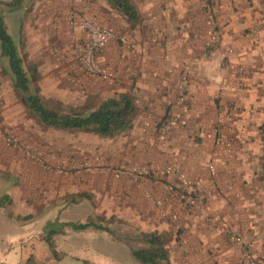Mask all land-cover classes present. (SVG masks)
I'll use <instances>...</instances> for the list:
<instances>
[{"label": "rangeland", "instance_id": "rangeland-1", "mask_svg": "<svg viewBox=\"0 0 264 264\" xmlns=\"http://www.w3.org/2000/svg\"><path fill=\"white\" fill-rule=\"evenodd\" d=\"M74 2L79 0H25L20 7L9 11L0 3L7 32L17 47L23 67H35L37 79L31 82L30 91L34 90L38 94L44 106L58 112H66L68 109L88 111L105 99L101 83L110 89L119 86L116 75V80L112 82L99 80L82 71L72 59V44L81 36L76 34L78 30L75 31L66 22V16L69 13L87 16L82 10L71 7ZM203 3L209 6L214 4V0H203ZM243 3L246 6L253 4L252 0H244ZM255 3L260 21L257 19L256 24L250 20L248 24L246 18L251 19V14L246 13L247 7V10H241L242 19L245 20L240 22L238 29H229L235 39L233 45L227 40L223 44V50L219 48L220 43L214 46L216 41L205 46L218 49L219 56L231 60L227 69L233 72L235 78L236 105H226L224 109H227L229 116H234L233 120L242 118V127L251 134L256 132L255 127L258 128L264 118L262 104V118L256 123L251 121L253 106L247 103L248 92L253 86H258L256 95L264 100V13L260 11L264 0H255ZM208 18L210 32L215 34L219 31L215 34L217 41H226L221 37L220 28L214 24L212 14ZM25 25H34L31 27L32 32L35 31L34 35L37 34L43 40L44 53L29 56L22 39ZM253 65L260 70L257 74L249 72L253 70ZM43 72L44 77H41ZM251 74L254 77H250ZM10 78L6 60L0 57V196L6 194L10 198L9 203L3 202L0 206V264H14L17 261L29 264L26 260L28 256H31L34 264H82L84 260L89 264H139L130 256L127 243L141 245L142 241H136L141 232L156 233L157 227L161 226L156 220L158 215L168 216L169 220L165 218V224L169 223L170 228L177 231L182 224H188L186 217L191 213L195 216H192L193 220H198L197 225L203 233L199 248L201 251L193 256V260L198 259L199 264H218L217 247L228 243L239 250L241 260L238 264L257 263L256 256L247 247L248 241L242 237L252 227L237 218H247L252 213L253 201H250L247 188L249 178L256 173L237 172L236 159L231 156L232 149L236 147L231 139L234 131L232 127H225L224 135L227 140L217 141L221 152L209 154L200 161L199 173L190 177L194 181L183 176L201 190L203 200L202 209L199 210L197 204L185 205L176 196L166 193L165 186L174 181L172 174L159 178L150 173L134 179L126 173L115 172V168L119 166H170H160L152 162L151 158H139L125 153V133L103 137L86 131L43 127L19 102L9 85ZM254 96L253 93L250 94V98ZM217 99L219 97L215 98L216 103ZM222 112L227 114L224 110ZM220 126H211L214 138L221 137ZM7 135L15 139L14 144L6 142ZM211 143L215 145L214 142ZM25 148L33 155L27 154ZM253 157V164L258 166L259 177L263 178L261 153H258L259 158ZM38 158L49 162L51 169L43 166ZM243 159L246 160L245 164L252 161L250 156ZM209 166L213 167V171H209ZM198 175L205 180L204 183L201 182L202 186L195 179ZM169 176L173 178L172 181L166 179ZM155 188L163 190L170 199L168 196L156 198L153 191ZM143 189L151 192L159 204L152 203L144 195ZM260 201L264 207V203ZM174 208H177L175 212ZM181 210L184 212L179 213ZM53 220L92 222L105 226L108 231L92 227L75 231L64 226L62 234L53 236L57 253L55 259L41 239L45 222ZM23 224V233L15 230V226ZM252 229L263 231L264 222L257 223ZM158 234L167 246L168 236ZM235 236L238 240L233 239ZM175 239L180 240L174 235L173 241H170L174 242ZM7 245L12 250L6 253L4 250ZM190 252L192 256L194 252ZM231 260L227 264H235Z\"/></svg>", "mask_w": 264, "mask_h": 264}, {"label": "crops", "instance_id": "crops-1", "mask_svg": "<svg viewBox=\"0 0 264 264\" xmlns=\"http://www.w3.org/2000/svg\"><path fill=\"white\" fill-rule=\"evenodd\" d=\"M131 2L138 14L134 22L126 21L105 1L81 2L79 0L71 5L73 9L82 10L96 24L114 28L136 43L134 51H127L115 42H109L104 45L98 55V61L116 75L119 84L118 87L115 86L112 89L104 83L100 84L105 99L122 93H127L132 99L133 112L130 126L120 132L125 133L123 135L126 137L125 153L137 155L139 158H143L142 156L146 159L151 158L152 162L160 166H176L181 175L190 180V177L199 173L200 161L209 154L221 152L217 141L228 139L224 131L229 125L234 130L231 139L236 147L232 149L231 156L236 159L237 172L239 174L249 171L256 173L249 178L250 183L247 188L250 192V201H253L252 213L247 218L240 216L237 218L241 222L246 221L252 228L257 226V223L262 224L264 207L260 204V200L264 203V181L259 177L258 166L253 164V156L259 158L258 153L262 150L261 135L257 126L255 133L245 132L242 127L243 119L233 120L234 116H229L227 109H224L226 105H236L235 78L233 72L227 69L231 60L219 56L218 49L205 47L209 42L212 44L216 41L214 46L220 43L219 48L222 49L227 40H230L233 45L235 39L229 29H238L240 22L245 20L242 19L241 10L248 9L246 13L251 14V19L246 18L248 24L250 20L257 24L260 18L257 17L259 10L255 0H252L251 6H246L243 3L244 0H214V4L209 6L204 4L203 0H131ZM262 7L260 11L264 13V5ZM209 14H212L214 24L220 28L221 37L226 41H217L218 37L215 34L219 31L215 34L210 32ZM258 26L261 28L260 23ZM31 27L25 25V30H23L22 39L26 44L25 49L29 56L36 53L42 54L45 52L42 49L43 40L39 39L37 34L34 35L35 31L32 32ZM72 29L77 31L75 28ZM76 34L84 36L79 31ZM193 59H196L194 64L191 62ZM189 63L194 68V76L190 79L186 90L187 112L181 115L178 122L162 138H159L157 135L159 122L178 112L174 83L178 72ZM254 66L249 72L257 74L260 70L255 69ZM40 75L44 77V72ZM251 76L254 77V74ZM9 82L11 85V80ZM257 87H251L247 98L248 105L253 106L250 119L255 123L262 118L260 108L264 104V100L256 95L259 89ZM252 93L255 96L250 98ZM218 97L216 103L215 98ZM233 100L235 101L232 102ZM223 110L228 116L222 112ZM215 124L221 125V137L218 139L211 134V126ZM214 156L220 157V155ZM246 156L252 158L250 164H245L246 160L243 157ZM198 177L195 179L202 186L201 182L204 183L205 180H202L200 175ZM166 179L173 180L170 176ZM153 191H155L156 198L170 197L161 189L155 188ZM176 209L174 208L173 212ZM182 212L184 211H179V213ZM192 214L187 217L185 215L188 224H182L177 231L170 228L169 223L165 224L168 216L158 215V219L156 218L161 224L157 227L156 233L168 236V243L165 247H167L170 264H199L198 259L193 260L192 258L201 251L199 248L202 245L200 241L203 233L197 225L198 220H193L195 216ZM23 227L24 224L15 226V230L23 233L25 231ZM252 228L244 232L246 236L242 237L248 241L249 251L256 256L257 263L255 264H264V230L260 232ZM174 235L180 238L179 241L175 239L176 243L171 242ZM217 248L219 249L218 253L216 252L218 264H227L230 259H232L230 262L235 264L240 262L239 250H235L228 243ZM10 250L12 249L7 245L4 252L7 253ZM190 250L194 252L192 256H190ZM21 263L23 262L17 261L14 264Z\"/></svg>", "mask_w": 264, "mask_h": 264}, {"label": "trees", "instance_id": "trees-1", "mask_svg": "<svg viewBox=\"0 0 264 264\" xmlns=\"http://www.w3.org/2000/svg\"><path fill=\"white\" fill-rule=\"evenodd\" d=\"M25 0L0 1L7 7V11L20 7ZM35 1V0H29ZM109 6L121 14L126 21L134 22L138 18L135 6L131 0H104ZM0 57L6 60V65L11 76V87L19 102L27 108L39 124L43 127L63 131L80 130L91 132L103 137H110L126 130L130 126L133 112L132 99L126 94L109 97L100 101L88 111L82 109H68L66 112H58L43 105L37 93L30 91V84L36 78L35 67L25 69L16 45L7 32L4 15L0 12ZM262 150L261 157L264 167V118L258 127ZM264 181V169H263ZM10 198L5 194L0 196V206L3 202L9 203ZM181 202V201H180ZM187 205V204H185ZM69 226L72 230L80 231L88 227L98 230H107L105 226L92 222H58L46 221L43 227L42 241L46 244L53 258L56 259V251L53 245V236L63 233V227ZM108 231V230H107ZM136 241H142L141 245L134 246L127 243L128 252L135 262L139 264H167L169 254L161 237L153 232H141ZM29 264H34L31 256L27 257ZM82 264H89L85 260Z\"/></svg>", "mask_w": 264, "mask_h": 264}, {"label": "built area", "instance_id": "built-area-1", "mask_svg": "<svg viewBox=\"0 0 264 264\" xmlns=\"http://www.w3.org/2000/svg\"><path fill=\"white\" fill-rule=\"evenodd\" d=\"M66 22L84 34L83 37L72 44L71 55L74 62L82 71L94 78L108 82L116 80L115 74L98 61L99 52L104 45L109 42H115L126 49L133 50L136 48L134 40L113 28L94 23L85 15L69 13L66 16ZM195 61L196 59H193L191 62L194 64ZM193 70L194 68L191 63H189L178 72L177 79L174 83L175 100L178 106V112L169 115L167 118L159 122L157 126V135L159 138H162L178 122L181 115L187 112L186 90L190 79L194 76ZM5 140L9 144L15 143V139L10 135H7ZM25 151L27 154L31 156L33 155L31 151L27 150V148H25ZM38 161L47 169H51V165L46 160L38 158ZM208 169L209 171H213L212 166H209ZM115 172L126 173L134 179L142 178L150 173L159 178L172 174L174 181L165 186L166 192L176 196L177 199L184 204L193 205L195 203L199 210L202 209L203 195L201 194L200 188L186 180L180 174L179 169L176 166L171 165L163 168H151L147 166L133 168L130 166H119L115 168ZM143 193L152 203L159 204V201L153 198L151 192L143 189ZM171 219H174V216H171ZM233 239L238 240L236 236L233 237Z\"/></svg>", "mask_w": 264, "mask_h": 264}]
</instances>
